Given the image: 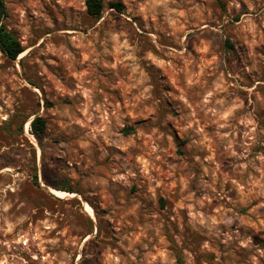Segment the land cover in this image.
Here are the masks:
<instances>
[{
    "label": "rangeland",
    "instance_id": "obj_1",
    "mask_svg": "<svg viewBox=\"0 0 264 264\" xmlns=\"http://www.w3.org/2000/svg\"><path fill=\"white\" fill-rule=\"evenodd\" d=\"M114 1L5 0L0 264H264V0Z\"/></svg>",
    "mask_w": 264,
    "mask_h": 264
},
{
    "label": "trees",
    "instance_id": "obj_2",
    "mask_svg": "<svg viewBox=\"0 0 264 264\" xmlns=\"http://www.w3.org/2000/svg\"><path fill=\"white\" fill-rule=\"evenodd\" d=\"M87 12L93 17H100L104 8L105 0H86ZM111 7L115 8L118 12H123L125 5L122 1H114L111 3ZM7 7L5 0H0V50L11 60H16L21 53L24 52L25 48L21 41L7 28L4 23V18L7 17ZM24 121L21 127L23 128ZM30 129L38 139L46 133L47 121L42 115H36L30 123ZM36 184L39 185L36 179ZM59 190H66L72 192L73 190L69 187L60 188Z\"/></svg>",
    "mask_w": 264,
    "mask_h": 264
},
{
    "label": "bare ground",
    "instance_id": "obj_3",
    "mask_svg": "<svg viewBox=\"0 0 264 264\" xmlns=\"http://www.w3.org/2000/svg\"><path fill=\"white\" fill-rule=\"evenodd\" d=\"M23 53H24V52H23ZM23 53H21V55H22ZM52 190H53V192H54L55 194H57V195H59V196H64V195H67V194H68L67 192L62 191V190H58V189H52Z\"/></svg>",
    "mask_w": 264,
    "mask_h": 264
}]
</instances>
